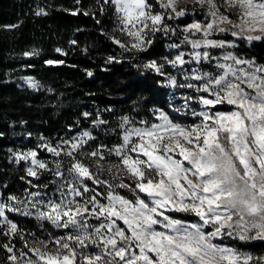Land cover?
Segmentation results:
<instances>
[{
    "label": "snow or ice",
    "instance_id": "1",
    "mask_svg": "<svg viewBox=\"0 0 264 264\" xmlns=\"http://www.w3.org/2000/svg\"><path fill=\"white\" fill-rule=\"evenodd\" d=\"M76 4L64 11L91 16L97 25V13L112 9L113 31L127 41L103 28L101 34L129 59L147 52L158 35L171 39L179 33L178 42L167 45L176 50L171 59L134 67L161 77V86L193 90L195 95L185 96L173 111L194 120L181 123L160 108L150 110L152 119L123 115L112 129L120 142L90 151L84 149L96 137L89 130L56 144L40 137L37 148L57 158L53 168L37 158L36 149L13 153L17 164L28 162L27 176L39 180L42 170L58 179L51 182L56 185L52 194L44 191L47 184L28 180L36 190L26 188L25 199L0 196L6 264H264V255L234 246L264 242V64L235 51L237 41L264 42V0H96L94 10L79 7L81 0ZM35 15L48 12L38 7ZM196 15L203 19L193 18L183 28L170 23ZM225 34L233 39L218 38ZM185 46L190 50H182ZM215 50L221 54L213 55ZM55 51L67 55L61 48ZM37 55V49L23 53ZM123 60L109 55L106 62ZM193 63L197 66L189 71L186 66ZM205 63L214 70L203 71ZM23 79L34 90L41 87L32 77ZM107 124L99 116L93 121V127ZM62 155L69 160L67 169ZM105 172L110 178H102ZM9 213L33 217L41 235L20 228ZM17 238L19 249L13 243Z\"/></svg>",
    "mask_w": 264,
    "mask_h": 264
},
{
    "label": "trees",
    "instance_id": "2",
    "mask_svg": "<svg viewBox=\"0 0 264 264\" xmlns=\"http://www.w3.org/2000/svg\"><path fill=\"white\" fill-rule=\"evenodd\" d=\"M153 2V0H150ZM44 8L48 15L36 16L37 8ZM76 0H0V196L6 199L13 194L25 199L24 190L30 188L27 183L44 185L48 194L55 191L56 185L51 183L58 179L51 172L41 170L39 180L26 175L28 162H15L13 153L36 149L38 159L49 162V168L56 157L43 148H37L44 137L58 143L68 134L79 133L88 129L96 137L91 141L112 147L120 142L118 134L112 129L117 128L119 117L130 115L135 119L149 118L153 108L163 109L174 119L191 122L193 118L184 113H176L184 97L190 94L189 89L170 88L158 83L162 78L153 72H145L134 67L148 60L172 58L175 49L167 47L169 43L178 42L177 37L171 39L159 36L154 45L145 53L137 54L129 59L128 53L101 34V28L109 35L117 36L114 15L109 8L105 15L97 17L101 24L97 25L91 16L72 15L70 11L77 8ZM79 7L87 10L96 7V0H81ZM158 10V9H157ZM203 19L201 15L185 17L170 22L173 27L191 23L192 19ZM6 25H19L9 29ZM218 38L233 39L230 35ZM76 40L72 45L70 41ZM236 53L247 58H255L264 64V42L256 41L249 45L237 41ZM61 48L66 56L55 51ZM87 48V52L84 49ZM39 50V55L24 57L25 51ZM184 51L190 50L187 46ZM215 50L213 55H220ZM109 55L123 56L122 63H107ZM64 60L62 65H47L46 60ZM31 65V67H29ZM74 65V67H73ZM196 66V64H191ZM201 68L213 69L207 63ZM86 70L92 71L88 76ZM165 70L176 74V70L166 65ZM31 75L43 85L42 90H32L19 85L16 80L20 76ZM180 80V75H177ZM51 90V91H50ZM91 115L85 118L82 114ZM98 116L106 121V126L92 127ZM71 126V128L69 127ZM67 169L69 160L63 155L59 158ZM25 177V179H21ZM10 219L18 223L25 231H33L41 235L37 221L33 217H25L17 213H9ZM49 231L56 232L46 225ZM58 232V231H57ZM56 234V233H55ZM30 239V238H29ZM6 242L0 236V243ZM16 248L22 247L17 238L13 241ZM238 247L247 248L254 254H264V242L254 241L238 243ZM7 253L0 248V264H6Z\"/></svg>",
    "mask_w": 264,
    "mask_h": 264
},
{
    "label": "rangeland",
    "instance_id": "3",
    "mask_svg": "<svg viewBox=\"0 0 264 264\" xmlns=\"http://www.w3.org/2000/svg\"><path fill=\"white\" fill-rule=\"evenodd\" d=\"M233 18H235V17H233ZM117 35H118V37L119 38H121L122 40H125V42L127 41V38L126 37H122V36H120V33L117 31ZM197 66V65H196ZM196 66H193V65H188V66H186V68L190 71V69L191 68H195ZM203 70V69H202ZM210 70H214V69H210L209 68V70L208 71H210ZM203 71H205V70H203ZM176 74H177V72H176ZM24 77H32V78H34L36 81H38L39 83H40V85H41V87L39 88V89H36L35 91H38V90H42V89H44V85L37 79V78H35L34 76H31V75H23V76H20L19 78H17L16 80L18 81V83H19V85H22V86H27L28 87V85H27V83L25 82V80L23 79ZM180 80H181V83H183L184 81H183V75H180ZM30 88V87H29ZM30 89H32V88H30ZM32 90H34V89H32ZM190 90V94L191 95H195V93H194V91L193 90H191V89H189ZM192 107H194V108H197V110H198V106L196 105V104H193L192 105ZM181 113H183V112H181ZM188 116H190L191 117V115L190 114H188ZM191 118H193V117H191ZM141 119H152V117H149V118H141ZM136 120H140V119H136ZM176 120H178V121H180L181 123H192L193 122V120H194V118L191 120V122H184V121H182L181 119H176ZM93 124V123H92ZM92 127H93V125H92ZM94 128V127H93ZM95 128H97V127H95ZM83 130H88V129H83ZM83 130H81V131H83ZM81 131H79V132H81ZM90 131V130H89ZM78 133H74V134H68V135H66V137H64L63 139H65V138H70V137H72V136H75V135H77ZM113 145H115V144H113ZM112 145V146H113ZM96 146L94 145V143H92L91 141L89 142V145L88 146H86L85 147V151H90L92 148H95ZM111 160H112V162H115V160H116V158L115 157H112L111 158ZM102 178L103 179H108V178H110L109 177V175H108V173H104L103 174V176H102ZM121 194H125V195H128V193L125 191V190H121ZM182 218H186V219H190V217H182ZM58 231V230H57ZM55 232L57 235L58 234H61L59 231L58 232ZM227 242V241H226ZM250 242H254V241H250ZM238 243L239 242H234V246L235 247H237V248H239L240 250H242V251H244V252H247V253H251L253 256H256V257H259V256H262V255H264V254H254L253 252H251V251H249L247 248H240V247H238ZM242 244L243 243H245V242H241ZM248 243V242H247Z\"/></svg>",
    "mask_w": 264,
    "mask_h": 264
}]
</instances>
